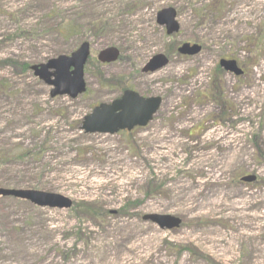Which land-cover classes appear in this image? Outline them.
<instances>
[{
  "label": "rangeland",
  "instance_id": "1",
  "mask_svg": "<svg viewBox=\"0 0 264 264\" xmlns=\"http://www.w3.org/2000/svg\"><path fill=\"white\" fill-rule=\"evenodd\" d=\"M169 8L181 27L171 37L157 24ZM83 42L87 92L52 98L29 67ZM184 43L202 52L181 57ZM108 47L120 59L103 66ZM158 54L169 65L142 74ZM124 89L162 99L153 122L84 134ZM0 188L73 202L0 198V264H264V0H0ZM155 214L182 225L143 220Z\"/></svg>",
  "mask_w": 264,
  "mask_h": 264
},
{
  "label": "water",
  "instance_id": "2",
  "mask_svg": "<svg viewBox=\"0 0 264 264\" xmlns=\"http://www.w3.org/2000/svg\"><path fill=\"white\" fill-rule=\"evenodd\" d=\"M176 15L174 9H165L158 14L157 23L160 26H166L168 36L179 32L180 27L176 21ZM200 52L201 47L198 45L183 44L178 49V53L183 56L193 57ZM89 55V44L84 43L71 57H60L57 60L49 61L47 65L34 66L32 70L47 85L54 87V90L51 92L52 98L56 96H69L72 99H76L86 90L83 81V69ZM118 56V50L110 48L100 53L99 61L102 63H112L117 60ZM168 62V59L164 55H157L147 63L143 72L155 73L167 66ZM220 66L227 72L234 73L235 76L243 75V71L238 68L235 61L223 60ZM71 67L74 68V71L69 73ZM160 105V98L146 99L135 92L126 91L121 99L114 101L112 104L100 105L95 108L92 114L84 119L82 130L85 134L114 135L122 130L131 131L137 126L145 127L152 121ZM242 181L251 183L255 181V177H245ZM0 196L30 201L33 205L42 208L69 209L72 206V202L67 198L43 192L5 190L0 188ZM144 220H149L158 225L161 230L178 229L181 225L180 219L167 215H148L144 217Z\"/></svg>",
  "mask_w": 264,
  "mask_h": 264
},
{
  "label": "trees",
  "instance_id": "3",
  "mask_svg": "<svg viewBox=\"0 0 264 264\" xmlns=\"http://www.w3.org/2000/svg\"><path fill=\"white\" fill-rule=\"evenodd\" d=\"M217 78V74H213V90H212V92L214 93L215 92V94L214 95H217L218 94V91H217V86H218V83L216 82V79ZM216 99H219L220 98V96L218 95L217 97H215Z\"/></svg>",
  "mask_w": 264,
  "mask_h": 264
}]
</instances>
